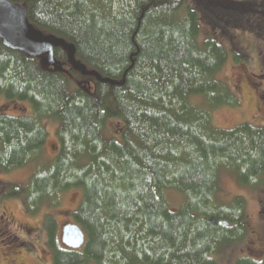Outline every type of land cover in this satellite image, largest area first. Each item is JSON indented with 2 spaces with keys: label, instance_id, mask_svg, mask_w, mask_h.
<instances>
[{
  "label": "trees",
  "instance_id": "1",
  "mask_svg": "<svg viewBox=\"0 0 264 264\" xmlns=\"http://www.w3.org/2000/svg\"><path fill=\"white\" fill-rule=\"evenodd\" d=\"M9 1L74 44L85 71L62 48L51 66L0 40V97L30 106L0 111V170L36 160L48 137L42 119L57 122L58 141L26 186L2 183L0 199L20 197L35 212L82 193L70 215L85 234L79 249L58 246L54 219L44 221L51 264H220V248L246 229L244 200H217L219 173L257 191L264 209V124H212L214 110L238 104L217 78L228 54L244 60V34L264 43V0ZM109 119L122 122L119 138L104 136ZM169 193L181 197L178 208ZM233 264H264V255Z\"/></svg>",
  "mask_w": 264,
  "mask_h": 264
},
{
  "label": "rangeland",
  "instance_id": "2",
  "mask_svg": "<svg viewBox=\"0 0 264 264\" xmlns=\"http://www.w3.org/2000/svg\"><path fill=\"white\" fill-rule=\"evenodd\" d=\"M241 41L247 53L244 60L235 61L228 54L227 61L217 74V78L228 86L238 101L236 106H223L212 112V124L217 128L232 129L242 123L253 126L264 124V43L250 34H244ZM192 101L202 104L203 97H195ZM2 110L8 114H25L30 113V106L25 102L0 97ZM42 121L48 137L40 154L24 167L5 172L0 170V189L2 183L26 186L34 170L55 157L58 151L57 122L52 119ZM120 129L122 122L119 119H109L105 123L104 136L119 138ZM257 195V191L241 186L233 172L219 173L217 200L227 205L233 198L240 196L244 200L246 229L240 240L220 248L217 254L220 264H233L235 259L244 254L254 253L258 258L264 255V209ZM81 197L80 190H68L61 194L57 206L43 205L35 212L27 211L20 197L0 199V264H5V256L12 253H17L23 264H51L44 221L48 215L55 218V239L58 246H63L62 227L74 223L70 215L79 205ZM167 199L173 209L179 207L181 197L177 193H169Z\"/></svg>",
  "mask_w": 264,
  "mask_h": 264
},
{
  "label": "water",
  "instance_id": "3",
  "mask_svg": "<svg viewBox=\"0 0 264 264\" xmlns=\"http://www.w3.org/2000/svg\"><path fill=\"white\" fill-rule=\"evenodd\" d=\"M0 40L2 43L23 55L45 60V64L57 66L59 62L55 58V48H62L66 52L68 64L74 70L84 73L83 67L75 59V46L61 37L45 34L28 19V8L25 4L12 3L9 0H0ZM86 74V73H85ZM100 82H115L103 79L93 73ZM90 90V88H88ZM214 222V219H210ZM226 225V222H220ZM85 240L83 230L77 225L68 223L61 231V242L68 248L79 249Z\"/></svg>",
  "mask_w": 264,
  "mask_h": 264
},
{
  "label": "flooded vegetation",
  "instance_id": "4",
  "mask_svg": "<svg viewBox=\"0 0 264 264\" xmlns=\"http://www.w3.org/2000/svg\"><path fill=\"white\" fill-rule=\"evenodd\" d=\"M51 217L55 220V218L53 216H51ZM4 263L5 264H23L21 261V257L17 253H12L11 255H6L5 259H4Z\"/></svg>",
  "mask_w": 264,
  "mask_h": 264
}]
</instances>
